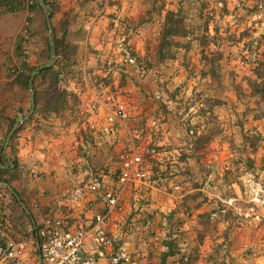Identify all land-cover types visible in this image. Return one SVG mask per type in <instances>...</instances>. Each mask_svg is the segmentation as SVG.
I'll return each mask as SVG.
<instances>
[{"label":"rangeland","instance_id":"obj_1","mask_svg":"<svg viewBox=\"0 0 264 264\" xmlns=\"http://www.w3.org/2000/svg\"><path fill=\"white\" fill-rule=\"evenodd\" d=\"M40 1L33 6L43 14L41 32L27 15L7 65L1 63L7 81L0 90V180L11 189L10 202L19 203L25 184L49 177L62 186L57 196L62 192L66 206L96 208L84 184L90 172L111 178L113 147L87 127L77 95L85 76L138 107L135 125L158 123L152 134L160 155L150 166L164 181L148 203L140 189L127 192L111 230L142 246L151 264H264V0ZM126 7L132 13L122 17ZM25 31L32 39L27 56L20 48ZM127 54L148 68L146 75L125 72ZM102 60L111 63L106 75L97 67ZM44 65L50 70L31 79ZM27 76L23 86L19 78ZM19 85L27 98L35 91L37 116L54 122L38 160L64 166L60 174L20 163ZM13 208L19 234L27 220Z\"/></svg>","mask_w":264,"mask_h":264},{"label":"built area","instance_id":"obj_2","mask_svg":"<svg viewBox=\"0 0 264 264\" xmlns=\"http://www.w3.org/2000/svg\"><path fill=\"white\" fill-rule=\"evenodd\" d=\"M31 40L30 33L25 31L20 47L25 56L30 53ZM120 64L133 66L140 76L148 71L130 54L125 55ZM86 69V64L79 66L82 73ZM84 79L87 78L84 76ZM107 88L104 84L91 85L88 93L92 98H79L87 117V127L101 132L113 147L109 156L110 166H113L111 178L107 180L100 171L90 172L84 184V190L95 195L92 201H98L96 208L88 210L86 206H76V209L80 208L75 211V216L54 210L35 226L32 244L14 236L11 222L2 216L0 264H151L144 251H129L122 241V233L112 231L111 226H114V216L123 210L127 192L140 189L142 199L148 203L151 190L164 181L150 166L160 155L152 134L158 123L153 119L147 125H135L128 100L112 102L107 97ZM5 188L0 181V200H9ZM177 188L173 186V189ZM150 226L151 222L147 221L149 231ZM142 245H145L144 241Z\"/></svg>","mask_w":264,"mask_h":264},{"label":"crops","instance_id":"obj_3","mask_svg":"<svg viewBox=\"0 0 264 264\" xmlns=\"http://www.w3.org/2000/svg\"><path fill=\"white\" fill-rule=\"evenodd\" d=\"M32 1L33 0H0V90L1 88L4 87V83H5L4 81H7L5 79V76L3 75L4 74L3 70L5 68L1 63H3L4 65H7L8 61L5 60V56L6 54L11 53L17 44V40L19 38V24L23 23L26 17H28L27 15H29L30 18L28 19H29L30 26L33 28V30H35L36 33L41 32V22L43 19V14L40 10V7H38L37 5H35V7L33 6V4L29 6L30 3H33ZM125 4L129 5L127 2L125 3L123 2L124 7H125ZM126 8H122L121 13L119 15H121L122 17H125V16L129 17V15H131L132 12L129 13V9L128 8L126 9ZM115 9H118V5H115V8L113 9V11H115ZM119 15L116 17H121ZM96 18H97V21L100 22V20H102L104 16L100 14ZM94 28L95 27H93V29ZM95 48L98 49L96 46ZM100 49H104V47L102 48V46H100ZM96 63L97 64H95V66L98 65V61H96ZM105 63H106V60H102L99 62V65L97 66V67L100 66L99 70L101 68H102L101 70H103L104 68L107 69V71H103L105 72L104 75H106V72L108 73L109 70H112V67H109L111 63L110 62H107L106 64ZM105 65H107V68L105 67ZM125 68L130 69V70H125V72L134 71L133 66H126ZM99 72H102V71H99ZM23 73H24V70H23ZM79 83L80 85L83 84L84 86L83 89L82 87H80L82 91H79L77 93L79 95V98H90L91 99L92 96L89 95L88 90L92 84L90 83L88 78L87 79L80 78ZM106 94L108 95L106 96L110 98L112 102L119 101L120 99H126L123 97H115L114 94L110 91L109 86L107 88ZM26 95L27 94L24 92V90H22V87H20L19 85V118L21 115L27 112V109L29 108L28 105H30V98H27ZM130 107H131L132 115L135 116L136 114L135 111L137 110L138 107L137 108L134 107L133 104H131ZM53 125H54V122L51 121V117L44 119V118L37 116V113L35 112L32 117L25 119L21 124H19V134H18L19 136L18 138L19 139V158H20V163L22 164V167L23 166L28 167V168L33 167L35 172L45 171L47 172V174H54V175L55 173L60 174L61 171L64 169L63 168L64 166L57 168L55 163L53 164L45 160L43 161L38 160L39 157L45 154V151L41 149V147H44L46 145V142H48V140L50 139L47 136L49 132L54 130ZM161 128H162V132L166 133L167 131L166 124H163ZM48 178L43 181V184L42 183L39 184L38 182L37 183L35 182V184H33L30 182V184H25L22 188L19 189L21 191V196L19 198V204L21 208L24 209L25 213L30 216V220H31L30 229H33V230L36 225L38 226L42 222V220L48 214H51L54 210H59L63 215H66V216H75L77 214L75 210L71 208L70 205L66 206L65 202L62 203V201L59 200V196H61L62 192L61 194H59V196H57V191H59L60 188H62V186H59V188H57L55 184L56 183L55 180H51ZM5 186H6L5 189H7L6 184ZM7 190L10 192L9 189ZM0 201L4 204L3 207L10 204V200H8V198L7 200H0ZM59 204H60V207L57 208ZM5 208H6V211H8V207H5ZM2 216H3L2 211L0 210V218ZM220 227L222 229H225L223 225L218 226L219 229ZM225 232H226L225 230L222 231L221 232L222 235L227 233ZM12 234L16 237L25 239L29 244H32L33 239H34V234H29V235L24 236V235L18 234L15 231H12ZM124 239L122 241L125 244V247L129 251L136 250L137 248L136 244H134L133 242L125 241ZM222 241L225 245L226 238L224 236L222 237ZM141 247H140V250L143 251V248Z\"/></svg>","mask_w":264,"mask_h":264},{"label":"trees","instance_id":"obj_4","mask_svg":"<svg viewBox=\"0 0 264 264\" xmlns=\"http://www.w3.org/2000/svg\"><path fill=\"white\" fill-rule=\"evenodd\" d=\"M57 47H55L56 49ZM50 70V68H44L42 70H40L39 74L43 73V72H48ZM28 79L29 77L27 76V78H19V81L22 82L23 86L26 84V82H28ZM26 86V85H25ZM35 93V91H34ZM52 97L51 98H58L57 96V92H53L52 93ZM34 100H35V104L37 103V96H36V93H35V97H34ZM36 112V111H35ZM4 170H1L0 169V177H1V173H3ZM1 182H4L2 180H0ZM5 183V182H4ZM3 203L0 201V210L2 211V215L4 217H6L10 222H11V225H12V231H15L16 232V229H15V225H16V222L15 221V218H14V215H13V207L14 205L17 206V208L19 207V217L21 216L22 218H24L25 220H27V225H28V228L26 227L24 230H21L20 227H19V234L21 232H25L23 234H26V235H29V234H34V231L33 229H30L31 228V220H30V216L28 214L25 213L24 209L21 208L20 204L15 200L13 199L12 202H10V204L6 205L5 207H8V211H6V208L3 207ZM20 226V225H19ZM37 226V225H36ZM27 229V230H26ZM21 231V232H20Z\"/></svg>","mask_w":264,"mask_h":264},{"label":"water","instance_id":"obj_5","mask_svg":"<svg viewBox=\"0 0 264 264\" xmlns=\"http://www.w3.org/2000/svg\"><path fill=\"white\" fill-rule=\"evenodd\" d=\"M40 2H41V4H42V6H44V2H43V0H41ZM44 7H45V6H44ZM52 45H53V42L51 41L50 46H52ZM52 55H53V54H52ZM48 66H49V65H44V66L39 67V69H38L36 72L32 73V75H31V79H32V77H33L36 73L40 72V70H42V69H44V68H47ZM34 107H35L34 92H33V90L30 88V108H29V111L27 112L26 115H21L20 118H18V123H19V124H21L25 119L29 118V117L33 114V112H34ZM2 168H4V167H3L2 165H0V169H2ZM9 190H11V189L9 188Z\"/></svg>","mask_w":264,"mask_h":264}]
</instances>
